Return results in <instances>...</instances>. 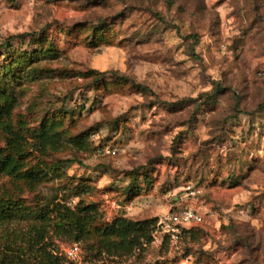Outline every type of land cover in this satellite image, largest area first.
Here are the masks:
<instances>
[{"label":"rangeland","instance_id":"rangeland-1","mask_svg":"<svg viewBox=\"0 0 264 264\" xmlns=\"http://www.w3.org/2000/svg\"><path fill=\"white\" fill-rule=\"evenodd\" d=\"M6 73L15 120H57L88 147L47 157L62 175L33 193L4 178L0 197L78 202L84 181L106 222L203 217L131 257L90 260L78 244L76 264H264V0H0ZM27 226L0 227V246Z\"/></svg>","mask_w":264,"mask_h":264},{"label":"trees","instance_id":"trees-1","mask_svg":"<svg viewBox=\"0 0 264 264\" xmlns=\"http://www.w3.org/2000/svg\"><path fill=\"white\" fill-rule=\"evenodd\" d=\"M11 49V46H8ZM48 51L45 52L47 54ZM36 53L22 54L15 62L20 68L29 65ZM11 70V69H9ZM7 73L0 78V191L2 180L23 191L35 192L50 179L61 177L64 161L47 163L45 159L66 147L83 152L88 147L86 135L68 136L62 123L45 121L31 127L22 118L15 120L18 99L9 91ZM75 189L78 202L70 206L64 198H41L29 206L20 197H0V227L26 222L25 231L8 232L0 246V264H73L56 247V241L79 244L87 259L131 257L154 242L160 230L158 219L131 220L126 215L106 222L97 203L81 197L95 191L82 181ZM135 188H131L128 205ZM175 209L172 212H177Z\"/></svg>","mask_w":264,"mask_h":264},{"label":"built area","instance_id":"built-area-1","mask_svg":"<svg viewBox=\"0 0 264 264\" xmlns=\"http://www.w3.org/2000/svg\"><path fill=\"white\" fill-rule=\"evenodd\" d=\"M115 155L116 151L110 152ZM190 195H195V191L191 188H187ZM75 201H72L69 205H75ZM134 204L125 206V211H131ZM118 210H121L120 206H116ZM203 222V217L196 210L190 208L179 209L177 212H172L168 215L165 221L159 224V227L163 228V232L173 240L179 239L181 232L191 225H198ZM70 263L76 264L81 261L82 252L78 244H73L68 247L64 253H61Z\"/></svg>","mask_w":264,"mask_h":264}]
</instances>
